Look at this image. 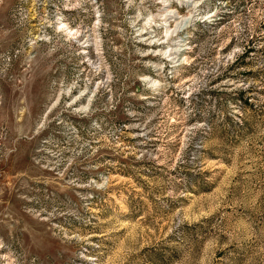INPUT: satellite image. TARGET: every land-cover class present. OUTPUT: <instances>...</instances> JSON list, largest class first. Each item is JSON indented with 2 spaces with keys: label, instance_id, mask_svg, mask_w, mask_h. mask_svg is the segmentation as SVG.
I'll return each instance as SVG.
<instances>
[{
  "label": "rangeland",
  "instance_id": "1",
  "mask_svg": "<svg viewBox=\"0 0 264 264\" xmlns=\"http://www.w3.org/2000/svg\"><path fill=\"white\" fill-rule=\"evenodd\" d=\"M170 2L0 0V264H264V0Z\"/></svg>",
  "mask_w": 264,
  "mask_h": 264
},
{
  "label": "bare ground",
  "instance_id": "2",
  "mask_svg": "<svg viewBox=\"0 0 264 264\" xmlns=\"http://www.w3.org/2000/svg\"><path fill=\"white\" fill-rule=\"evenodd\" d=\"M162 5V12L158 16H151L145 20V25L150 26L155 23V19L160 22V26L165 29V41L159 42L157 45L163 46L168 44L161 50H157L163 57H165L174 67H177L181 61V55L183 52L182 39L178 38V35L186 30L193 22L192 13L187 17H181L179 14L172 10V2L170 0H157ZM175 3L183 5L187 8L194 9L196 7L195 0H175ZM173 25V27H171ZM166 42V43H165ZM157 67V66H156ZM154 86L155 81H150Z\"/></svg>",
  "mask_w": 264,
  "mask_h": 264
}]
</instances>
